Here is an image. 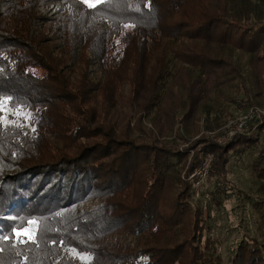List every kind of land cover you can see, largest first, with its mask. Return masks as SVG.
<instances>
[{
  "label": "trees",
  "instance_id": "trees-1",
  "mask_svg": "<svg viewBox=\"0 0 264 264\" xmlns=\"http://www.w3.org/2000/svg\"><path fill=\"white\" fill-rule=\"evenodd\" d=\"M195 3L0 0V264H223L212 206L193 203V184L181 174L184 167L194 173L210 152V201L222 207L235 189L225 168L230 155L251 150L256 196L241 195L256 234L238 242L230 261L264 264V119L255 124L261 132L224 147L208 139L187 147L194 151L188 166L186 153L138 142L115 126L127 84L130 111L158 135L179 118L189 136L195 117L212 110L213 95L235 104L234 93L248 96L236 52L259 97L263 17L250 0H230V10ZM22 112L32 114L27 123ZM146 133L154 132L138 137ZM31 220L39 222L33 238L16 236Z\"/></svg>",
  "mask_w": 264,
  "mask_h": 264
},
{
  "label": "rangeland",
  "instance_id": "rangeland-1",
  "mask_svg": "<svg viewBox=\"0 0 264 264\" xmlns=\"http://www.w3.org/2000/svg\"><path fill=\"white\" fill-rule=\"evenodd\" d=\"M80 1L88 7H90L89 4L95 6L100 2V0ZM194 1H196V3L193 7H197V3L199 2L203 6H205V4L208 6H215L216 3H218L217 8L219 10H222V6H225L227 10L232 8L230 0H205V4L203 2L204 0ZM250 4L255 15L263 17L264 20V0H250ZM59 8V5H54L53 7L50 6L48 14L51 13L52 17V13L58 12ZM35 10L36 11H33L36 12L35 14L42 13L39 9ZM38 34L43 37L41 31L38 32ZM45 37L48 38V41L52 40V35L50 34H46V36L44 35V38ZM48 47V50L52 49V43ZM232 62L237 69L239 68L241 70L242 76L245 78L248 96L243 97V93L241 92L234 93L235 99L238 102V104H235L229 102L226 97L219 98L216 95H213L207 102L208 108L212 110L208 115L200 113L195 117L193 125L194 130H192L189 136L186 135L184 128L180 125L178 121L179 118H177L175 124H172L173 126L170 130L162 135H158V132H155L149 120L142 118L141 114L135 110L130 111L129 103L127 102V97L129 95V87L127 84H124L121 88L123 100L115 110V117H117L118 120L115 126L117 127L118 132H120V130H123L124 132L128 131L129 137L138 142H150L155 140L161 145L173 148L178 152L186 153L188 155V159L185 163L186 166L192 162V157L194 156V151L187 147L192 146V144H195L200 140L208 139L210 143L218 147H224L236 136L251 135L253 132H257V130L258 132H261L260 128L258 129L255 124L259 120L263 121L264 119V81L261 93L256 99L253 96V89L249 82V68H247L245 64V59L236 52L232 57ZM187 67L188 66L184 68ZM75 73L73 78L76 77L77 79ZM91 76H94V74ZM95 88L96 87H93L92 89V96L96 92V90H94ZM97 101L99 104H103L102 99H98ZM103 106L105 105L103 104ZM217 108L220 110H216ZM20 114H24L22 119H24L26 123L30 120L29 118L32 117V114L28 112H22ZM1 120L3 125L8 124L10 126L12 124L11 121L9 122L4 118ZM137 121L141 122V126L143 127L142 130L138 129V127L136 128ZM241 124H243L245 128L240 132L238 131V126ZM144 130L152 131L154 133L149 135L146 133L143 138L138 137L140 133L144 132ZM262 133L261 137L264 135V132ZM94 138L95 139L93 140L101 139L96 135ZM260 143H264V140L260 141ZM254 155V150H251L243 157H234L230 155L225 168L227 169V178L233 184L235 189L230 191L227 201L222 207H214L210 201L211 195L214 193L213 176L216 171V169L213 168V155L210 152L204 154L200 165L194 173L188 175L187 167H184L181 174L182 179L188 180L193 184V189L195 191L193 203L199 201L201 202L200 204L202 207H206L209 204L212 206L210 212V224L212 227L211 235L218 241L219 254L221 255L223 264H232V261H230L232 258V250L236 248L238 242L244 236H255L256 234L254 223L255 215L252 213L251 206L247 199L241 195L243 194L253 198L256 196V182L250 169V164ZM210 176H212V178ZM237 191H240V193L238 194ZM92 205V203L88 204L87 208H91ZM38 223L37 220L27 222V226L23 230L16 232V236L28 240L32 239L38 227ZM83 258L86 257L83 256Z\"/></svg>",
  "mask_w": 264,
  "mask_h": 264
},
{
  "label": "built area",
  "instance_id": "built-area-1",
  "mask_svg": "<svg viewBox=\"0 0 264 264\" xmlns=\"http://www.w3.org/2000/svg\"><path fill=\"white\" fill-rule=\"evenodd\" d=\"M244 128H245V127H244V125H243V124H241V125H239V126H238V131H240V132H241V131H242Z\"/></svg>",
  "mask_w": 264,
  "mask_h": 264
},
{
  "label": "snow or ice",
  "instance_id": "snow-or-ice-1",
  "mask_svg": "<svg viewBox=\"0 0 264 264\" xmlns=\"http://www.w3.org/2000/svg\"><path fill=\"white\" fill-rule=\"evenodd\" d=\"M90 7H93L94 5L93 4H89Z\"/></svg>",
  "mask_w": 264,
  "mask_h": 264
}]
</instances>
